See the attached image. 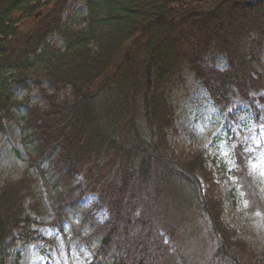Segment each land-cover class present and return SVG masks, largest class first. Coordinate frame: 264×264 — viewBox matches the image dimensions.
Segmentation results:
<instances>
[{"label": "trees", "instance_id": "trees-1", "mask_svg": "<svg viewBox=\"0 0 264 264\" xmlns=\"http://www.w3.org/2000/svg\"><path fill=\"white\" fill-rule=\"evenodd\" d=\"M19 13L34 22L21 35ZM0 37V131L15 123L29 149L22 176L0 187V264L17 238L45 239L39 180L52 184L49 225L62 229L89 194L106 210L102 223L80 221L87 264H264V245L225 220L207 150L171 142L183 70L222 115L237 98L251 110L263 101L264 0H0ZM234 156L250 191L246 158Z\"/></svg>", "mask_w": 264, "mask_h": 264}, {"label": "rangeland", "instance_id": "rangeland-1", "mask_svg": "<svg viewBox=\"0 0 264 264\" xmlns=\"http://www.w3.org/2000/svg\"><path fill=\"white\" fill-rule=\"evenodd\" d=\"M24 1H22L23 3ZM80 2L68 4L64 20L77 12ZM76 9V10H75ZM37 9L35 12H37ZM34 12V11H32ZM33 17L19 13L14 23L17 35L25 33L33 25ZM13 30V29H11ZM15 32V33H16ZM58 43V42H56ZM217 66L226 67L225 59L218 57ZM264 62V51L262 54ZM69 88L63 87L62 92ZM264 95V91L261 92ZM257 94V98L261 96ZM25 95L19 91L17 98ZM264 98V96H263ZM176 108L178 132L171 142L177 148H204L210 155V165L218 185V192L225 204V220L252 246L264 245V99L256 100V109L251 110L240 99H235L230 111L233 116L222 115L211 103L205 90L198 86L192 74L183 70L176 79L172 92ZM31 103L44 106L37 89L31 91ZM0 131V187L9 179L22 176L27 168L28 147L21 141L20 128L11 121H4ZM28 145L29 144L28 142ZM32 149V146L29 147ZM239 149L246 158V174L250 191L244 188L245 178L234 174ZM240 174L241 171H238ZM51 174V173H50ZM52 183V182H51ZM36 198L40 210L45 211L44 222L35 225L37 236L44 237L26 242L14 240L9 247V263L15 264H87L90 261L86 238L89 228H82L81 219L87 213V221L93 218L102 223L107 218L105 209H95L97 196L86 195L77 208L68 211L64 226H52L55 221L47 195L51 185L37 182ZM28 204L34 200L28 199ZM38 208V207H37ZM34 217L36 209L34 208ZM41 217L37 218L39 221ZM12 241V240H11Z\"/></svg>", "mask_w": 264, "mask_h": 264}, {"label": "water", "instance_id": "water-1", "mask_svg": "<svg viewBox=\"0 0 264 264\" xmlns=\"http://www.w3.org/2000/svg\"><path fill=\"white\" fill-rule=\"evenodd\" d=\"M44 2H46V0H44ZM41 14H42V9H40L39 11H37V12L34 14V17H35V18H38Z\"/></svg>", "mask_w": 264, "mask_h": 264}, {"label": "flooded vegetation", "instance_id": "flooded-vegetation-1", "mask_svg": "<svg viewBox=\"0 0 264 264\" xmlns=\"http://www.w3.org/2000/svg\"><path fill=\"white\" fill-rule=\"evenodd\" d=\"M39 8H41V6H35V9L34 10H37V9H39ZM33 10V11H34Z\"/></svg>", "mask_w": 264, "mask_h": 264}]
</instances>
